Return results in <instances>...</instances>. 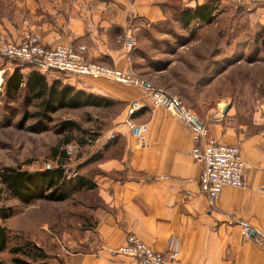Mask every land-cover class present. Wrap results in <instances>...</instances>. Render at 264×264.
Instances as JSON below:
<instances>
[{
	"label": "crops",
	"instance_id": "crops-1",
	"mask_svg": "<svg viewBox=\"0 0 264 264\" xmlns=\"http://www.w3.org/2000/svg\"><path fill=\"white\" fill-rule=\"evenodd\" d=\"M28 1L33 19L21 24L0 19V39L16 41L26 29L47 48L83 46L87 61L128 73L132 72L130 50L117 42L135 31L128 18L149 23L163 19L158 6L162 0ZM203 1L180 0L187 8ZM250 2L253 17L264 21V0ZM67 84L119 102L121 112L99 145H94L102 148L114 139L120 141L118 158L100 163L103 174L94 178L103 206L95 213L87 250L70 254L66 264H141L113 253L129 234L160 253L168 237L176 236L179 254L170 264H264V103L245 117L227 109L216 121L212 118L219 112L196 115L188 108L207 127L210 138L237 145L246 163V187L222 188L210 206L202 168L190 156L192 133L180 120L145 102L146 108L130 117L133 123L145 125L142 142L137 144L125 120L128 103L143 101L144 90L84 76H74ZM144 84L149 90L150 83ZM242 226L250 228L251 239L241 237Z\"/></svg>",
	"mask_w": 264,
	"mask_h": 264
},
{
	"label": "rangeland",
	"instance_id": "rangeland-1",
	"mask_svg": "<svg viewBox=\"0 0 264 264\" xmlns=\"http://www.w3.org/2000/svg\"><path fill=\"white\" fill-rule=\"evenodd\" d=\"M208 2L216 8L211 22L190 23L183 28L173 14V9L181 8L179 2L162 0L158 3L161 21L149 23L131 16L128 21L135 23L134 33L117 42L130 50L129 74L150 83L149 90L175 97L196 115L233 109L245 117L264 103V21L253 17L250 0L248 5L233 0ZM30 5L28 0H0V19L19 24L31 21L35 14L29 12ZM5 23L1 25L4 30ZM22 32L33 35L45 47L36 34L26 29L20 31L16 41L0 39V45L18 42ZM56 45L68 46L52 47ZM12 60L0 55V69L5 70L0 85V167H17L28 172L53 168L57 159L53 153H65L66 145H72L75 152L71 158L65 155V173L77 172L88 179L91 173L88 158L100 148L94 145H99L100 138L114 126L121 105L64 109L42 119L38 116V100H31L23 91L9 97L5 94L3 84L12 69L29 71L23 63ZM44 74L47 82L57 78L63 83L74 80L73 75L61 72ZM64 121H73L87 134L60 132L59 125ZM91 132L98 135L93 147L78 146V141L83 136L88 139ZM93 202H96L94 193L82 191L63 202L21 203L0 186V208L10 211L6 219H0V225L8 231V248L26 241L47 255L48 264H66L70 254L87 250L92 232L88 230L92 223L87 207ZM16 257L28 263L37 259L32 251ZM0 264H13L7 250L0 253Z\"/></svg>",
	"mask_w": 264,
	"mask_h": 264
},
{
	"label": "built area",
	"instance_id": "built-area-1",
	"mask_svg": "<svg viewBox=\"0 0 264 264\" xmlns=\"http://www.w3.org/2000/svg\"><path fill=\"white\" fill-rule=\"evenodd\" d=\"M233 1L244 5L249 4V0ZM126 45L129 46V43ZM0 55L30 65L40 74L54 70L73 76L105 79L144 90L143 101L133 100L128 103L125 120L128 134L137 144L142 142L145 125L133 123L130 117L145 109V102H147L150 107L165 110L191 131L194 146L190 151V156L202 168L201 180L208 205L215 204L224 187L238 189L246 187L248 172L237 145L222 144L210 138L207 127L199 121L195 114L173 97L160 91L146 90L142 79L113 67L87 61L82 46L73 48L69 45H56L52 48H45L38 43L36 37L22 32L18 42H6L0 45ZM4 71L0 69V85ZM220 117L221 112L219 111V117L212 118V120H219ZM74 152L75 147L66 145L65 155L68 158H71ZM74 175L73 172L71 176ZM240 235L242 238L251 239L250 228L242 226ZM113 253L136 260L141 264H170L178 258L179 241L176 236L170 235L166 241L165 251L160 253L145 245L135 235L129 234L124 244L115 249Z\"/></svg>",
	"mask_w": 264,
	"mask_h": 264
},
{
	"label": "trees",
	"instance_id": "trees-1",
	"mask_svg": "<svg viewBox=\"0 0 264 264\" xmlns=\"http://www.w3.org/2000/svg\"><path fill=\"white\" fill-rule=\"evenodd\" d=\"M181 8L173 9L174 19H176L183 28H186L190 23H210L215 7L211 2L203 1L202 4L196 5L193 8H187L182 5L180 0H177ZM20 63L17 60H12ZM26 65L29 71L23 73L20 68H14L11 73H8L3 84L5 94L9 97L19 91L28 96L31 100L39 101L40 111L38 116L42 119H47L59 110H76V109H99L108 108L112 104H119V102L111 99L96 96L76 89L74 86L63 83L58 78L51 82L45 80L46 74L38 73L32 66ZM54 71V70H50ZM59 72V71H56ZM49 73V72H48ZM62 73V72H61ZM68 77V76H67ZM65 81V80H64ZM60 132H78L86 135L87 132L81 130L73 121H64L59 125ZM88 139L84 136L78 142V146L93 147L94 142L98 139L97 133H88ZM68 140V139H67ZM118 139L108 142L102 148L97 149L88 158V179L77 172L74 176L70 173L64 172L66 163V156L64 151L60 153H53L56 165L53 168H48L38 172H28L17 167H0V186L8 194V196L16 199L21 203H29L34 200H47L52 202H63L68 200L73 194L77 192L87 191L94 193L96 202L90 203L88 209V220L91 221V227L88 230H93L96 224L95 213L103 204L97 196V186L94 178L103 174L98 165L103 161L110 159H117L120 154V147ZM117 175L113 176L117 179ZM8 209L0 208V219H6L9 216ZM8 231L0 225V253L7 250L10 255V261L13 264H48L47 255L41 251L37 246H34L26 241L20 245L9 247L8 249ZM35 253L37 259L33 263H28L23 259L17 258L19 254ZM27 256V255H26ZM33 256V255H31ZM32 260L35 257H31Z\"/></svg>",
	"mask_w": 264,
	"mask_h": 264
},
{
	"label": "water",
	"instance_id": "water-1",
	"mask_svg": "<svg viewBox=\"0 0 264 264\" xmlns=\"http://www.w3.org/2000/svg\"><path fill=\"white\" fill-rule=\"evenodd\" d=\"M145 86H148L147 84H145Z\"/></svg>",
	"mask_w": 264,
	"mask_h": 264
}]
</instances>
